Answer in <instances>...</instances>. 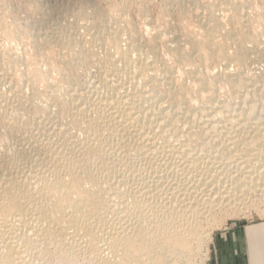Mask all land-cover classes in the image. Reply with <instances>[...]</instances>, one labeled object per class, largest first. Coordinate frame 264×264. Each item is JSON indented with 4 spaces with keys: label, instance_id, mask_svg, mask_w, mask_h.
I'll return each mask as SVG.
<instances>
[{
    "label": "bare ground",
    "instance_id": "bare-ground-1",
    "mask_svg": "<svg viewBox=\"0 0 264 264\" xmlns=\"http://www.w3.org/2000/svg\"><path fill=\"white\" fill-rule=\"evenodd\" d=\"M32 1L34 8L36 6V11L33 13L34 15L32 14L33 16H31H37V13H39V16L36 22L31 24L29 26L30 28H28L31 31H34V34L30 32L31 36L28 35L31 40L34 39L33 36L39 35L40 38L42 36L44 37V44L46 41L50 42L55 47L57 46L56 48L59 47V49H66L69 53L74 54L72 57L76 56L79 60L80 58L85 59L86 56L93 52H90V50L87 49V44H85L84 41H81L82 39H85L83 37L86 35L89 38L87 39L86 36L85 41L88 40L87 42H89L88 45L90 44V47H95L96 44H100L99 46H101L102 44L104 45L112 42L115 46L114 49L117 47L115 50L118 51L121 47L120 44H123L124 42L121 39L123 42L119 43L120 38L123 36L121 34L122 36L119 38L118 35L121 29L117 32L113 30V27L112 31L117 32L118 34L114 33L113 35L111 34V36L108 34L109 29L113 26L112 24L110 27L109 22L113 20L112 18L114 16H111L112 20L110 21L108 15L110 11H107V14L104 10H101L102 8H99V6L96 5L97 3L93 6L92 4L94 2L91 4L86 0L94 7L93 12L91 10V13L87 12L88 9L85 10V8H83L84 5H86L85 3L83 7L79 4V7L86 12L80 11V13L77 10L79 16L77 21L74 20V23L76 21V26L69 27V25L61 22V18L73 10V7L76 5L78 6L79 0H60V3H57L56 5H52L50 0ZM170 1L172 0H169V3ZM173 1L171 2L172 7H174L173 4H176ZM206 1L191 0V5L193 6L192 14L190 15L192 17L191 20L194 18L195 22H198L200 26L205 28V30L202 28L205 33L204 36L202 35V38L200 39L201 41H196L193 38V47L191 46V49L188 47L190 49L188 51H186L187 45L190 43V40L188 39L187 41L189 43L187 42L186 46H183L184 43L182 45L181 42L180 44L175 42L177 45H173L174 47H170V49L168 47V49L179 60V62L182 63V65H188L189 63L192 64L193 55L198 54V56L203 59L201 61H204L205 59L210 62L211 60L224 62L225 60L227 64H235L237 69L236 71L235 69H232V72V70L230 71V68L234 66L229 67V64H226L227 66L223 65L225 68L223 67L224 69L219 71L218 74H213V71L205 74L206 76L204 73L202 74L204 76H200L201 74L198 75L199 73L197 72V74L194 73L198 75H194V80L197 79L200 83L199 86L202 89L207 90L208 94L210 93L208 100L206 99L207 104L202 101L204 105L199 106L194 110L190 109L189 103L191 102H188L189 99L186 97L187 91L174 88L176 83L172 82V80H174L172 79L174 74L172 76L170 68H163L161 74L159 73L161 77L157 75L158 72H160L158 71L160 70L158 66L162 65H159L161 60L156 52L157 47L154 45L155 43L145 44V41L142 42L143 40L141 41L139 35L137 36L136 34L129 35L131 38L126 36L130 39V42L127 44V49L126 47L124 49L121 47L120 51H118L120 52L119 56H114L115 53L113 55L111 54L114 49L111 50L109 47L108 49L111 52H108L105 47L108 53L103 54L105 55L104 59L99 57L101 62L97 60L98 63H101L100 68H98L105 70L106 73L108 71L112 72L114 78L107 81L109 76L107 77V74H104L107 78H102L104 84L100 82L104 86V91L101 92V90H98L101 92L98 96L96 89L95 92L98 97L96 96L97 102H93L94 105L89 103L91 101H89V99L92 97L89 96L90 98H88L87 95L81 91V85L82 83L84 84V82L80 81L81 84H78L76 78L78 77L76 76L77 74L73 71L69 72V69L74 68V63H71L67 58H64L65 55H63L65 61L62 59V56H59V60L62 59L65 66L67 65L64 67L62 63L63 68H66L67 70H65L69 73L64 71L65 73L63 72L62 74L63 81L61 82L60 79H58L57 81H60V83L58 82L57 84H54L56 83L54 78L56 79L57 77H53V80L50 79L52 78V74L49 70H47V72L49 71L48 74H51L50 77H47V72L41 73L36 71L38 70L37 67L36 70H32V67L34 66L31 68L29 67L31 70L27 68L28 70L22 71L27 65H29V63L26 64V66L22 64L24 60L22 59L23 57L18 55H15L14 57L8 56L9 59L8 57L6 58L8 59L7 62V60L5 61L2 59L3 57L0 56V264H22L21 260H24L26 252L39 251L38 247H40L41 243H44V241L42 242L40 240L41 238L45 239L48 236L52 240V236H54V233L56 232L52 231L53 226L56 225L55 223L61 224L62 229L66 231L67 229H71L72 231L74 229V232L75 230L78 232L79 229H84V233L86 232L84 237L88 236L85 241V244L87 245L85 246H88L89 250L92 252L91 254H93L92 258L94 259V263H97L99 260H104L107 262L106 264L110 263L109 256H104L101 253L103 252L102 250L105 249H102V246L97 245V241L99 240V243L107 245L109 248L115 247L116 249V247H118L117 244L122 247V250H124V256L121 255V257L123 256L121 261L124 264H159L158 262L160 260L168 258L173 260V256L178 250L180 251V249H183L186 246L188 248L190 237L195 236V239L197 238L196 236L198 235L195 233L199 231L196 232L195 229L201 228L196 226L199 225L198 223L201 219L200 217L202 216L201 214L204 206L209 204H213L214 206L213 202L215 201L218 202L224 200L226 202L227 200V202H231L234 200H242L245 195H250L251 193L253 194V196L251 195L252 197L258 196L257 198H259L260 195H264V152H260L262 150L258 151L259 153L255 152L260 147H264V72H260L259 74L253 72L254 74H252L249 69L252 70L254 66L246 69L249 61L252 63L254 62V64L256 62H262L264 64V46H262V44L264 45V32L262 31L263 34L259 35L260 37L257 35L258 38L256 39L252 37V35H249L250 31H248V34L247 31L243 30L244 28L235 27L238 26L237 24H240L238 22L240 15L236 17V13H234L232 15L235 16H228L229 13L226 11L234 8L238 12L240 11V14H244L245 11L242 10V8L245 9L246 7L244 8L242 6L240 8L237 4L238 1L223 0L231 5L226 9L221 6L222 10H226H224L226 13L224 11L222 12L221 7V12L218 10V1ZM83 2H85V0H83ZM243 2H245V0ZM80 3H82V0ZM165 5H167V3ZM178 5L180 8L181 6L179 3L177 6ZM187 5L186 7L190 6V4L189 6ZM246 5L247 2L245 6ZM76 8H74V10H76ZM122 8H124V6L121 7V9ZM185 9L187 8H184V10ZM184 10H181L182 13ZM236 10L234 11L237 12ZM181 11L180 15L182 14ZM169 12H171V10ZM71 13H73V11ZM75 13L77 12L75 11L74 14ZM185 13L181 16L185 17ZM67 16L63 18H66ZM242 17L243 16L240 18ZM67 21L69 22V20ZM242 21L245 20L241 19V22ZM245 22L242 23L247 25L248 23ZM180 24V27L178 28L179 30L183 28L181 26H184L183 24ZM118 25L119 24H117V26ZM175 28H177V26L173 27V29ZM184 28L186 30L187 27ZM184 28L180 30L181 32L179 31V33H182ZM132 29L134 28L131 27V29L128 30L132 31ZM178 29L175 30L178 31ZM73 30L79 31V33L81 32L80 30H83L85 33L82 34L86 35L80 36L82 37L80 39L77 37L80 34L77 33L78 35L75 36ZM185 32L187 34V31ZM196 32H198V30H196ZM133 33H135L134 30ZM173 34L175 37L177 36L175 33ZM182 36H184V38ZM182 36L179 34L176 38L182 37L185 39V34ZM173 38H171L172 41H174ZM41 39H39V43L38 40L36 42L35 39L36 46L39 47V50ZM179 39L182 40V42L184 41L181 38H178V40L176 39V41H179ZM43 43L41 44L44 45ZM46 45L47 43L45 44V47ZM226 46H229V48ZM93 47H91V50ZM33 48L35 49V45ZM56 48L54 49L56 50ZM62 49H60V51ZM44 50L45 49L43 48V51ZM96 50H94V54ZM62 52L66 51H61V53ZM103 52L105 53V50ZM38 53H40V51ZM57 53H59V50ZM44 54L48 56L49 53L47 54L45 52ZM71 54H69V56ZM40 55L42 56V54ZM67 55L68 54H66V56ZM94 56H97V54ZM52 57L54 58V54ZM46 58L48 60V57ZM55 58L58 59L57 56ZM84 59L81 61H87V59ZM90 61H92V59ZM48 62L50 63L51 61ZM95 63L97 65L96 60ZM21 64L24 65L23 69H19ZM88 64L90 65L91 63ZM88 64L85 65L87 66ZM92 64H94V62ZM250 64L251 63L248 65ZM31 65H34V63L30 64V66ZM62 65L60 67H62ZM217 68L219 67L217 66ZM17 71L21 72L19 73L20 76L18 75L19 77L16 76ZM154 71L157 73L155 72L156 74H154ZM101 73L102 72L100 71V74ZM42 81L45 86H42L43 84L41 83L42 85H40V87L46 88L47 84L50 90L54 89L55 92H57L56 94L58 96L56 99L59 100L60 104V107L57 109L53 104V107L48 103V105L42 104L40 100L37 101L44 107L36 105L35 99L36 96H39L37 92H41V88L39 90L38 85ZM159 81L160 83L161 81H165L166 84L168 83L169 89L167 88L164 95L159 94V89H157L158 91L154 90L158 92V94L151 92V90L146 91L145 87L147 84L150 83L152 85V83H155L157 85ZM160 83H158V86L162 85V83ZM219 84L231 88V94H229V97L227 96L226 99L221 98L222 96L218 95L219 93L217 94ZM26 86L31 87L32 91L29 89L31 92L30 94L29 92H26ZM152 86L154 88V85ZM87 87L84 88L87 90ZM69 88L73 91L71 94L68 92ZM92 93L95 95L94 92ZM40 95L42 96V94ZM137 95H139L138 100H136ZM41 98L43 100V97ZM164 99L170 100L172 104H164V101L162 102ZM14 101H17L16 103L19 102V105L17 104L19 107L15 105L13 106L12 103ZM56 105H58V102H56ZM195 106H198V104ZM92 107L96 111L98 110V113L100 112V120H106L105 122H108L109 120L111 123H122L119 124L123 128L122 130L125 131V135L122 137L118 136L119 138L116 140L118 141V139L121 138L125 147L126 145L127 147L128 145H132L137 148L135 157L132 160H127V164H129L130 167L128 169L129 172H122L121 179L118 178L119 180L116 179L115 181H112L111 175L114 171H112V161L114 162L115 160L109 158L111 154L108 156V153L106 152H108V146H111V149L109 148V150H112L113 146L119 147L121 142L119 144L118 141L119 145L116 143V145H113V142L115 141L114 136V141H111V138L109 142L107 141L108 146L105 143L106 141H104L105 144L101 143V135L104 132L101 134L102 131L100 132V129L97 126L92 125L94 123H92L93 119L91 117L92 120L88 119ZM93 112L94 111L91 113ZM67 115H72V117L73 115L76 116V118L74 117V120H76V126L72 127L78 126L81 128L80 132L83 126H85L83 129V131L85 130V138L82 137L83 139H78L77 137L80 135L82 136V134L76 136L74 133L73 135L71 128L64 126L65 123L67 124V121L64 123V119L69 118L66 117ZM90 116L93 115L90 114ZM72 117H70V120H73L71 119ZM88 120L91 122H88ZM87 122L92 124L89 125ZM103 122L104 121H102V123L99 122L100 125L103 124ZM117 123L116 125H118ZM107 128L108 126L106 127V130L108 131L109 129ZM120 128L117 129L116 126V129L113 128V131L119 130ZM109 131H112V128ZM113 131L112 133L114 134ZM74 132L78 131L75 130ZM121 133L123 134V131H121ZM121 133L118 132L117 134L122 135ZM74 136L78 139L77 141L83 140L82 148L86 149V151L84 152V150L81 149L83 151L82 154V151L79 154L76 150V139L74 140ZM108 137L110 136L108 135L107 138ZM250 137H252L253 140H251V138L250 141L248 139ZM25 138H27V141L33 138V142H29L32 144V146L29 147L31 148L29 152H21L24 147H21L22 149H20L19 146ZM94 141H100L99 143L101 144L98 146V143L97 146L92 147V145L94 146ZM78 144L79 142H77V147ZM241 147L245 150H240L247 152L246 154L241 153L240 156L234 154L227 156V154H225L222 157H219V155L224 152L230 154L237 151V154L239 155L237 149ZM26 148L28 149V147ZM117 148H115V150ZM121 149H123V147ZM129 149L132 150L134 147L131 148L129 146ZM129 149L127 154H129V152L131 153ZM123 150L119 151L120 157ZM112 152H114V150ZM125 152L126 151H123V153ZM133 152L131 153V156L133 155ZM129 156L127 155L126 157ZM115 158L117 157H115L114 154V159ZM253 159H256L258 162L253 161ZM43 160H46L47 162L50 160L54 161L52 168L45 167L46 161L42 164L43 167L36 165L35 162H43ZM123 163L124 162L122 161L121 165H123ZM25 164L26 167L28 166V171L21 176L22 170H20V168H23L22 166H24L26 169ZM49 165L50 164L47 166ZM37 167H39L40 171ZM114 168L116 171L115 166ZM119 170L120 167L118 171ZM19 171H21V175ZM17 172L21 178L18 176ZM63 172L68 174L69 177L66 175L68 179H65L62 176ZM87 181L93 184L91 185V183ZM86 182L89 183L91 187H88ZM252 197L250 199L255 200V197ZM260 199L261 198L257 201H260ZM243 200H246V198ZM247 200L245 202H247ZM238 202L240 201H237V203ZM239 205L241 204L239 203ZM234 208L238 209L239 207L236 208L234 206ZM205 216L206 218H204L207 220V213ZM19 222L21 224L19 225L20 228L17 226ZM54 227L58 229L59 226ZM115 229H117V234L114 236L113 234L115 231L113 232V230ZM119 229L121 230V233L119 232ZM130 229L133 231L132 234L134 233L136 237H133L134 235L129 233ZM69 231L70 230H68V232ZM80 231L81 230H79V232ZM166 232L168 234L170 233V237L174 235L172 237L173 239L171 238L174 240H171L172 243H174L173 245H171V242L165 243L163 240L162 241L165 245L157 243ZM69 234L71 233L69 232ZM69 234L68 236H70ZM79 234L82 235V233H78V235ZM208 234L210 235V233ZM57 235L59 236L61 234ZM58 236H56V241H58L60 247L58 246L59 249H56L58 250L57 253L59 255L56 254V257L62 258V263L64 260H67L69 264H74L75 259L77 258V256H75L76 252L85 248V246L79 248L78 246L81 245L78 242H81V244L84 242L81 240L78 242L75 240L74 242V238L71 243V240H68L70 241L68 242L65 237L62 236L58 238ZM80 237L81 236L79 235V237L76 238L78 239ZM201 237L204 236L201 235ZM201 237L200 239H202ZM39 240L41 243L38 242ZM51 243L53 244V241ZM166 244H170L171 246H169L171 248H168L169 246L166 247ZM190 245L192 247L191 243ZM41 246L44 248L45 245L43 246L42 244ZM54 247H57L56 244ZM76 249L79 250L76 251ZM106 250L109 252L108 248ZM40 251H42V249ZM86 251L88 252L87 248ZM110 251L112 250L110 249ZM46 252L49 253L48 251ZM42 255H39V258ZM78 255L80 257V254ZM108 255L110 254L108 253ZM117 255L119 256V254ZM88 256L91 257L90 255ZM111 257L114 256L112 255ZM93 259L90 261L92 262ZM85 260L88 262L87 257ZM96 260L98 261L96 262ZM114 260H116V257ZM57 261L59 260L57 259ZM113 263L115 262L113 261Z\"/></svg>",
    "mask_w": 264,
    "mask_h": 264
},
{
    "label": "rangeland",
    "instance_id": "rangeland-1",
    "mask_svg": "<svg viewBox=\"0 0 264 264\" xmlns=\"http://www.w3.org/2000/svg\"><path fill=\"white\" fill-rule=\"evenodd\" d=\"M54 1V2H53ZM80 1L81 0H79V2H78V6H77V8H76V6L75 7H73L72 9L73 10H71L69 13H67V15H64L63 17H65V16H67L66 18H61V22L62 23H64V24H66V25H69V27L70 26H76L75 24H76V21H77V19H78V16H79V14H78V11L80 12H86L85 10H87V12L88 13H91V10H92V12H93V6L95 5V3H97L96 5H98L99 6V8H102L101 10H104L107 14H108V12H109V17H110V21L111 22H109V26L111 27L112 26V24H113V26L111 27V29H109V35L111 36V34L113 35L114 33H117V32H119L118 30H120V32H119V38H120V42L119 43H122L123 41V44H120L121 45V47H122V49H124L125 47H126V49H127V47H128V45L127 44H129L128 42H130V39H128L127 37H129V35H131V34H136L137 36L139 35V38H141L140 40L142 41V42H144L145 44H154L157 48H156V52H157V54L159 55V59L161 60L160 62H159V65H162V66H158L159 68H160V70H158V71H160V72H158V74L157 75H159V73L161 74V72H162V70H163V68L164 69H166L167 67H168V69L170 68L171 69V73H172V76H173V74H174V78L172 77V79H174V80H172V82L173 83H176V85H174V88H179V90H186L187 91V95H186V97H188V102H191V103H189L190 104V109L192 110H194V109H197L199 106H202V105H204L203 103H206L207 104V102H206V99L208 100V97H209V94L207 93L208 91L207 90H204V89H202L200 86H199V82L197 81V79H195L194 80V75L195 76H198V75H200V76H204L205 74H208V73H211V71H213V74H218V72L219 71H221L222 69H224L225 67L224 66H227L228 64H227V62L224 60V62L223 61H213V60H211V62L210 61H208V60H205L204 59V61H201V60H203L201 57H199L198 56V54L197 55H193L194 57H193V60H192V64H186V65H182V63L181 62H179V60L173 55V53L169 50L170 49V47H174L175 46V44L177 43V44H180V42H181V44L183 45V43H184V45L183 46H186L187 44V39L188 40H190L189 42L191 43H189L188 45H187V50L186 51H188V50H190L191 49V46L193 47V45H192V42H194V40H196V41H201L200 39L202 38V35L204 36V30H205V28L203 27V26H200V24L198 23V22H195V20H194V18H193V20H191V14H192V9H193V6L191 5L192 3H191V0H189V2H188V0H175V1H173L174 3H176V4H173L174 5V7H172V1H170V3H169V0L167 1V0H88V2L89 3H93L92 5L91 4H89L86 0H85V2H83V0H82V3H80ZM97 1V2H96ZM167 1V2H166ZM177 1V2H176ZM179 1V2H178ZM206 0H204V2H205ZM210 0H207L206 2H209ZM214 1H218V4H219V9L218 10H220V7L222 6L223 8H229L231 5L230 4H227L226 2H224L223 0H214ZM213 0H211L210 2H214ZM239 3H238V2ZM244 0H235V2H237V4L240 6V8L243 6L245 9H243L242 8V10H244L245 12H244V14H240V11L238 12L236 9H234V10H236L237 12H235L232 8L230 9V10H228V11H226L225 9V11L226 12H228L227 14H228V16H235V15H232V14H234V13H236V17H238L239 15V18H238V22L240 23V24H237L238 26H235V27H241L243 30H245V31H247V33L249 34V32L248 31H250V34L249 35H252V37H254V38H258V37H260L259 35H262L263 33H262V31L264 32V17H263V15H264V0H245V2H243ZM33 1L32 0H0V56H2L3 58L2 59H4L5 61L7 60V62H8V59H9V57H11V56H15V55H18V56H20V57H23L22 59H24L23 60V63L22 64H24L25 66H26V64H28L29 63V65H27V67L26 68H24L23 69V66L24 65H22V67H21V65H20V68L19 69H23L22 71H26V70H28L27 68H31L32 66H34V67H32V70H36L37 68H38V70H36V71H39V72H41V73H46L47 72V70H49L50 71V73L52 74V76H51V74L49 73L48 74V72L46 73L48 76L47 77H52V78H50V79H52L53 80V77H57L56 79L54 78V81L56 82V83H54L53 81V83L54 84H57L58 82L60 83V81L62 82L63 81V72L65 71L66 73L68 72V71H66L67 69L66 68H63V65H64V67H66L65 66V64H64V62H62V59H63V55H65V57L64 58H67L71 63H74V68L73 69H69V72H74L75 74H77L76 76H78V77H76L77 78V83L78 84H81V82H84V84L82 83V89H81V91L83 92V93H85L86 95H87V97L88 98H90V97H92V98H90L89 99V103H91L92 105H94L93 104V102L94 103H96L97 101V98H96V96L98 95L99 96V94L101 93V92H103L104 91V86L102 85V84H104V81H103V77H108L109 76V78H107V81L109 80V79H112V78H114V74L112 73V72H105V70H102V69H99L100 68V66H101V63H98V61L99 62H101L100 60V58H103L104 59V57H105V55H103V54H107L108 52H111L108 48L110 47V49L111 50H113L114 49V44L112 43V42H109V44L108 43H106V44H102L101 46H99L100 44H96L95 45V47H93V46H91V47H93V49L91 50V47H90V44L88 45V43L89 42H87L88 40H86L85 41V39H86V34H82V33H85V32H83V30H80L81 32L79 33V31H74V35L76 36V35H78V34H80L79 36H77V37H79L80 39L82 38V37H80V36H85V37H83V38H85V39H82L81 41H84V43L85 44H87L86 46H88L87 47V49L88 50H90V52L91 51H93L90 55H88V56H86L85 57V59H87V61L84 59V58H80V60L79 59H77L76 58V56H74V57H72L74 54H71V53H69V51L68 50H66V49H62V48H60V49H62L61 51H66V52H62L61 53V51H60V49H59V47L58 48H56L53 44H51L50 42H46L45 41V44L47 43V45H46V47H45V44L43 43L44 42V40H43V38L44 37H42L41 36V38H40V36L38 35V36H33V40H31V38H30V32L32 33V34H34L33 32V30L31 31L30 29H28V28H30L29 26L31 25V24H34L35 22H36V20H37V18H38V16H39V13H37L38 15L36 16H34V17H32L34 14L33 13H35V11H36V6H35V8H34V5H33V3H32ZM50 2H51V4L52 5H56L57 3L59 4L60 3V0L58 1V0H50ZM240 2H242V3H240ZM246 2H247V5H248V7H247V5L245 6V4H246ZM55 3V4H54ZM84 3L86 4V5H84ZM119 3V4H118ZM167 3V5H165ZM180 4V8H179V5L177 6V4ZM188 5H187V4ZM50 4V5H51ZM83 7V5H84V7L83 8H85V10L83 9L82 10V8L81 7H79L80 5ZM88 4V5H87ZM183 4V5H182ZM187 6H189V4H190V6L189 7H186V5ZM244 4V5H243ZM89 5H91V6H89ZM124 6V8H122L121 9V7H123ZM185 5V6H184ZM224 5V6H223ZM227 5H228V7H227ZM230 5V6H229ZM256 5V6H255ZM89 6V7H88ZM119 6H121V7H119ZM169 6V7H168ZM226 6V7H225ZM80 9H79V8ZM91 7H92V9H91ZM118 7V8H117ZM222 7H221V10H222ZM252 7V8H251ZM74 8H76V10H74ZM104 8V9H103ZM113 8V9H112ZM169 8V9H168ZM174 8H176V9H174ZM180 10H179V9ZM184 8H187V9H185L184 10ZM190 8V9H189ZM260 8V9H259ZM105 9H107V10H105ZM165 9V10H164ZM167 9H168V12H167ZM189 9V10H188ZM246 9H248V10H246ZM78 10V11H77ZM171 10V12H169ZM184 10V12L183 13H185V17H183V16H181V15H184L183 13H182V11ZM221 10H220V12H221ZM224 10H222V12L224 11ZM242 10H241V12H242ZM254 10V11H253ZM73 11V13H71ZM77 12V13H75L74 14V12ZM108 11V12H107ZM113 11V12H112ZM180 11H181V15H180ZM224 11V12H225ZM258 11V12H257ZM260 11V12H259ZM80 12V13H81ZM112 12V13H111ZM167 12V13H166ZM189 12H190V14H189ZM225 12V13H226ZM255 12V13H254ZM262 12V13H261ZM167 15H166V14ZM248 13V14H247ZM256 13H257V15H256ZM33 14V15H32ZM114 14V15H113ZM189 14V15H188ZM32 15V16H31ZM74 15H76V16H74ZM250 16V17H248V16ZM111 16H114L113 18L111 17ZM241 16H243L242 18H240ZM183 17V18H182ZM75 18V19H74ZM112 18V19H111ZM183 20H182V19ZM185 18V19H184ZM188 18H189V20H188ZM248 18V19H247ZM63 19V20H62ZM69 20V22L67 21V20ZM115 19V20H114ZM187 19V20H186ZM241 19L242 20H245V21H247V22H245V21H242V22H245V23H248L247 25L246 24H243L242 22H241ZM247 19V20H246ZM74 20H76L75 21V23H74ZM255 20V21H254ZM3 21V22H2ZM67 21V22H66ZM115 21H117V22H115ZM182 21H183V23H182ZM72 22V23H71ZM113 22H115V23H113ZM3 23V24H2ZM172 23V24H171ZM181 23V24H183L184 26H181V27H187L186 28V30H185V28H184V30L185 31H187V34H186V32L183 30L182 31V33H184L185 34V39H183L184 38V36H182V35H184V34H182V33H179V31L180 30H182V29H178L180 26H179V24ZM198 23V24H197ZM71 24V25H70ZM73 24V25H72ZM111 24V25H110ZM117 24H119L118 26H117ZM180 24V25H181ZM172 25H173V27L174 26H177V28H175V29H178V31L177 30H175V29H173V27H172ZM242 25V26H241ZM245 25H246V28H245ZM244 26V27H243ZM114 27V28H113ZM121 27V28H120ZM131 27L132 28H134V29H132V31L131 30H128V29H131ZM112 28H113V30L114 31H117V32H113L112 31ZM172 28V29H171ZM204 30H203V29ZM126 29V30H125ZM171 29V30H170ZM247 29V30H246ZM124 30H125V32H127V33H125L124 32ZM128 30V31H127ZM133 30H134V32L135 33H133ZM196 30H198V32H196ZM201 30V31H200ZM111 31V32H110ZM170 31H171V33H170ZM261 31V32H260ZM129 32V33H128ZM132 32V33H131ZM181 32V31H180ZM203 32V33H202ZM27 33V34H26ZM78 33V34H77ZM173 33H175V35H177V36H179V34H180V36H182V37H178V38H181V39H183L184 41L182 42V40H180L179 39V41H176V39L178 40V38H176L175 36H174V34ZM176 33H179V34H176ZM261 33V34H260ZM82 34V35H81ZM122 34V35H121ZM171 34V35H170ZM28 35H30V36H28ZM170 37H169V36ZM255 35V36H254ZM257 35H258V37H257ZM127 36V37H126ZM195 36V37H194ZM35 37H37V38H35ZM38 37H39V39H41V41H40V50H39V47H37L36 46V42H37V40H38V43H39V39H38ZM166 37V38H165ZM173 37H175V38H173ZM89 37L87 36V39H88ZM129 38H131V37H129ZM163 38H165V39H163ZM171 38H173V40L174 41H172V39ZM191 38H192V40H191ZM193 38H194V40H193ZM196 38V39H195ZM204 38V37H203ZM30 39V40H29ZM35 39H36V42H35ZM123 41H122V40ZM170 39H171V41H170ZM127 40H129V41H127ZM153 41V42H152ZM155 41V42H154ZM167 41V42H166ZM34 42V43H33ZM125 42H127V43H125ZM158 44H157V43ZM176 42V43H175ZM41 43H43L44 45H42ZM50 43V44H49ZM113 44V45H112ZM176 44V45H177ZM248 44H250V43H248ZM34 45H35V49L33 48L34 47ZM52 45V46H51ZM109 45V46H108ZM112 45V46H111ZM170 45V46H169ZM174 45V46H173ZM260 45H261V43H260ZM45 49L44 51L48 54V56H46L44 53V51H43V48ZM99 46V47H98ZM102 46H104V47H102ZM262 46H264L263 44H262ZM51 47H52V49H51ZM98 49H97V48ZM100 47H102V48H104V49H102V48H100ZM107 48V50H108V52L106 51V48ZM113 47V48H112ZM121 47L118 49V51H120V49H121ZM168 47H169V49H168ZM188 47H190V49L188 48ZM226 47H228L229 48V46H226ZM38 48V49H37ZM54 48H56V50L54 49ZM95 48V49H94ZM42 49V50H41ZM47 49H48V51H47ZM99 51H97V50ZM99 49H101V50H99ZM115 49H117V47L115 48ZM113 50L112 51V55L114 54V56H119V54H120V52H118V51H116V50ZM227 49V48H226ZM38 50V51H37ZM51 50H52V52H51ZM54 50H55V52H54ZM58 50H59V53H57L58 52ZM94 50H96V52H95V54H97V56H94L95 54H94ZM105 50V53L103 52ZM171 52H169V51ZM40 51V53H38ZM146 51L148 52V50L146 49ZM185 51V50H184ZM42 52H44V53H42ZM99 54H98V53ZM100 52H101V54H100ZM13 53H14V55H13ZM57 53V58L58 59H56L55 57V54ZM135 53V52H134ZM134 53H133V55H134ZM20 54V55H19ZM40 54H42V56L40 55ZM44 54V55H43ZM53 54H54V58L52 57L53 56ZM62 54V55H61ZM66 54H68L67 56L70 58H68L67 56H66ZM69 54H71L70 56L73 58H71L70 56H69ZM136 54V53H135ZM23 55V56H22ZM33 55H34V57H33ZM50 55V56H49ZM92 55V56H91ZM9 56V57H8ZM29 56V57H28ZM31 56V57H30ZM41 56V57H40ZM59 56H62V59L61 60H59L60 58H59ZM113 56V57H114ZM135 56V55H134ZM147 56V55H146ZM5 57V58H4ZM8 57V59H6ZM27 57V58H26ZM45 57V58H44ZM46 57H48V60H47V58ZM49 57H50V60H49ZM100 57V58H99ZM149 57V56H148ZM32 58V59H31ZM41 58H43V59H41ZM74 58H75V60H74ZM201 58V59H200ZM0 59H1V57H0ZM26 59V60H25ZM30 59V60H29ZM53 60V62H52V60ZM58 60V61H55V60ZM77 59V60H76ZM85 60V62H82L81 60ZM92 59V61L94 62V64H92L93 62L92 61H90ZM100 59V60H99ZM200 59V60H199ZM29 60V61H28ZM35 60V61H34ZM64 61H65V59H63ZM74 60V61H73ZM79 60V61H78ZM95 60H96V62H97V65H96V63H95ZM98 60V61H97ZM149 60H150V58H149ZM220 60H223V59H220ZM26 61H28V62H26ZM32 61V62H31ZM45 61H46V63H45ZM48 61H51L50 63L48 62ZM59 61H61V62H59ZM73 61V62H72ZM75 61H78V62H75ZM26 62V63H25ZM58 62V63H57ZM84 63V64H81V63ZM162 62V63H161ZM215 62H217V63H215ZM226 62V63H225ZM264 62V61H263ZM34 63V65H31L30 66V64H33ZM62 63H63V65H62ZM88 63H91L90 65L88 64ZM223 63V64H222ZM249 63H251L250 65H248ZM249 63L247 64V66H246V69H248L249 67H253L252 68V70H250L249 69V71L252 73V74H259L260 72H264V64L261 62H256L255 64H254V62L252 63L251 61H249ZM58 64H60V65H58ZM78 64H79V66H78ZM85 64H88L87 66L85 65ZM227 64V65H226ZM38 65V66H37ZM62 65V67H60ZM95 65V66H94ZM222 65V66H221ZM224 65V66H223ZM256 65V66H255ZM77 66V67H76ZM97 66V67H96ZM217 66L219 67V68H217ZM229 67L230 66H234V67H231L230 68V71L232 70V69H235V71H236V67H235V64H233V63H231V65L229 64L228 65ZM259 66V67H258ZM37 67V68H36ZM58 67V68H57ZM99 67V68H98ZM215 67V68H214ZM224 67V68H223ZM257 67V68H256ZM29 68V69H30ZM35 68V69H34ZM61 68V69H60ZM63 68V69H62ZM158 68V69H159ZM162 68V69H161ZM255 68V69H254ZM41 71H40V70ZM58 69H60V70H62V71H60V70H58ZM66 69V70H65ZM259 69V70H258ZM31 70V69H30ZM71 70V71H70ZM76 72H75V71ZM256 70V71H255ZM263 70V71H262ZM19 71H21V70H19ZM19 71H17L16 72V76H20V74L19 73H21V72H19ZM59 71V72H58ZM100 71L102 72L101 74H100ZM157 71V70H156ZM156 71H154V74H156L157 72ZM234 71V72H235ZM259 71V72H258ZM60 72H61V74H60ZM64 72V73H65ZM68 72V73H69ZM99 72V73H98ZM105 72V73H104ZM153 72V71H152ZM156 72V73H155ZM193 72V73H192ZM199 73L198 75H196L197 73ZM232 72H233V70H232ZM254 72V73H253ZM18 73V74H17ZM110 73V74H109ZM112 73V74H111ZM190 73H192V74H190ZM194 73H196V74H194ZM204 73V75H202ZM74 74V75H75ZM102 74H103V76H102ZM106 76H105V75ZM109 74V75H108ZM99 75V76H98ZM112 75V76H111ZM18 76V77H19ZM206 76V75H205ZM60 77V78H59ZM100 77V78H99ZM159 77H161L160 75H159ZM103 78V79H102ZM58 79H60V81H57ZM100 79H101V81H100ZM41 81V80H40ZM80 83H79V82ZM87 81H89V82H87ZM176 81V82H175ZM102 84H101V83ZM198 82V83H197ZM43 84V81L42 82H40V84L38 85L39 86V90H40V88H41V92H37V94H39V96L37 97L36 96V99H35V103H36V105H38V106H40V107H44V106H42V104H44V105H46L47 103L49 104V105H51V107H53V105H54V107L57 109L58 107H60V104H59V100L58 99H56L57 98V92H55V90L54 89H52V90H50L49 89V87L47 86V84H46V88H44V87H40V85H42ZM95 83V84H94ZM158 83H160V81L158 82ZM157 83V85L154 83H152V85H154V88H153V86L150 84H147L146 85V91L148 90V91H150L151 90V92H155V93H157L158 94V92H159V94H162V95H164L165 93H166V91H167V88L169 89V87H168V83L166 84V82L164 81V82H162L161 81V83H162V85H160V86H158L159 84ZM160 83V84H161ZM91 84V85H90ZM180 85V86H178V85ZM198 84V85H197ZM85 85V86H84ZM89 85V86H88ZM100 85V86H99ZM156 85V86H155ZM42 86H45V84H43ZM88 86V87H87ZM150 86H152V87H150ZM47 87H48V89L50 90H48L47 89ZM87 87V90L85 89V88ZM97 87V88H96ZM102 87V88H101ZM158 87V88H157ZM181 87V88H180ZM26 88H28V89H26ZM26 88H25V90H26V92L28 93L29 92V94L31 93L30 92V90L32 91V89H31V87H27L26 86ZM44 88V89H43ZM89 88V89H88ZM149 88V89H148ZM150 88H153V89H150ZM199 88H201V89H199ZM30 89V90H29ZM71 88H69L68 90V92L71 94L73 91L72 90H70ZM96 89H97V91H96ZM157 89H159V91L157 90ZM199 89V90H198ZM45 90V91H44ZM47 90V91H46ZM54 90V91H53ZM66 90V89H65ZM86 90V91H85ZM88 90H89V92H88ZM94 92V94L95 95H93V93L91 92ZM98 90H101V92L100 91H98ZM154 90H157L158 92H156V91H154ZM43 91V92H42ZM49 91V92H48ZM71 91V92H70ZM98 93H96V92ZM220 91V92H219ZM88 92V93H87ZM162 92V93H161ZM51 93V94H50ZM219 93V94H218ZM221 93V94H220ZM40 94H42V96L40 95ZM89 94V95H88ZM97 94V95H96ZM217 94L218 95H220V96H222L221 98H223V99H226V97L229 95V94H231V88H229V86H224L223 84H219V87H218V92H217ZM226 94V95H225ZM208 95V96H207ZM224 95V96H223ZM44 96H46V97H44ZM56 96V97H55ZM90 96V97H89ZM97 96V97H98ZM41 97H43V100H42V98ZM138 97V98H137ZM137 97H136V100H138L139 99V95H137ZM229 97V96H228ZM46 98V99H45ZM55 98V99H54ZM93 98H94V100H93ZM96 98V99H95ZM51 99V100H50ZM40 100V102H42V104L40 103V102H38V101ZM57 100V101H56ZM168 99H164V100H162V102L164 103V104H167L168 105V103H171V101L170 100H168ZM37 101V102H36ZM96 101V102H95ZM202 101H203V103H202ZM205 101V102H204ZM17 102V101H16ZM15 101L12 103L13 104V106L15 105V106H17V107H19L18 105H19V102L18 103H16ZM56 102H58V105H56ZM16 103V104H15ZM199 103H201V104H199ZM18 104V105H17ZM47 104V105H48ZM53 104V105H52ZM172 104V103H171ZM194 104V105H193ZM198 104V106H195V105H197ZM193 107H192V106ZM57 106V107H56ZM16 107V108H17ZM196 107V108H195ZM92 111H94L93 113H91ZM96 112V113H95ZM97 113H98V110L96 111L93 107L90 109V113H89V117H88V119H91L92 120V125L93 126H97L99 129H100V132H101V143L102 144H105L106 143V145L108 146V142H109V140H111V141H114V136H115V141L113 142V145L116 143V144H118V141H119V144H120V142H121V144H120V146L118 147V146H113L112 147V150H109V148L111 149V146L109 147L108 146V149H107V147H106V149L108 150V152H106V153H108L107 155L109 156L110 154L112 155H110L109 156V158H113V160H115L114 162L112 161V159H111V161H112V165H113V168H112V175H111V177H112V181L114 180H119L118 178H120L121 179V174H122V172H129V164H127V160H132L134 157H135V154H136V147L135 146H132V145H128V147H127V145H126V147H125V144L121 141V138L120 139H118V141L116 140L117 138H119V137H122L123 135H125V131L124 130H122L123 128L121 127V125L120 124H122V123H117V122H113V123H111V121H109L108 120V122H105L106 120H100V118H99V114H100V112L98 113V115H97ZM90 114L91 115H93V116H90ZM95 114H96V116H95ZM77 115V114H76ZM101 115V114H100ZM78 116V115H77ZM98 116V117H97ZM68 119H64V123L67 121V124L65 123V127L66 126H68L67 128H71V132H73V135H74V133H75V135L76 136H79L80 134H82V136L80 137H77L78 139H83L82 137H84V131H83V129L85 128V126H83V128H82V130H81V132H80V129L81 128H79L78 126V128L77 127H72V126H76V120H74L75 118H76V116H74L73 115V117H72V115H67L66 116ZM70 117H72L71 119H73V120H70ZM75 117V118H74ZM91 117V118H90ZM96 117V118H95ZM101 117V116H100ZM65 118V117H64ZM95 118V119H94ZM95 120H96V122H95ZM98 120V121H97ZM102 121H104L103 122V124H101L100 125V123H102ZM74 122H75V124H74ZM88 122H91V121H89L88 120ZM87 122V124H89ZM100 122V123H99ZM110 122V123H109ZM71 123H72V125H71ZM96 123H98V124H96ZM106 123H108V124H106ZM116 123L119 125H116ZM70 126H69V125ZM74 124V125H73ZM91 124H89V125H91ZM106 124V125H105ZM109 124H110V126H109ZM103 125H105V126H103ZM112 125V126H111ZM100 126V127H99ZM108 126V128L107 129H109V130H111V128H112V131H113V128L114 129H116V126H117V129L118 128H120L119 130H116V131H113L114 132V134L112 133V131H107L106 130V127ZM103 127V128H102ZM111 127V128H110ZM72 128H74L76 131H78V132H80V133H78V132H74L75 130L74 129H72ZM78 129V130H77ZM104 129V130H103ZM106 131V132H105ZM121 131H123V134L121 133ZM116 132V133H115ZM118 132H120L122 135H120V134H117ZM78 134V135H77ZM105 134V135H104ZM85 135H86V133H85ZM110 136V137H108L107 138V136ZM112 135V136H111ZM117 135V136H116ZM76 136H74L75 138H74V140L76 139ZM100 136V135H99ZM104 136H106V137H104ZM119 136V137H118ZM104 137V138H103ZM85 138V137H84ZM104 140H103V139ZM106 138V139H105ZM111 138V139H110ZM252 137H250V138H248L249 140L251 139ZM33 139V138H32ZM29 140V141H27V138H25L24 139V141H22V145L20 144L19 146H20V149H22L21 147H24L22 150H21V152H29L30 150H31V148H29V147H31L32 146V142H33V140ZM78 139H76V150H77V152L80 154V152L82 151V150H84V152L86 151V149H83L82 148V143H83V140L81 141V140H79V141H77ZM108 139V140H107ZM103 140V141H102ZM248 140V141H249ZM251 140H253V138L251 139ZM250 140V141H251ZM31 141V143H29ZM100 141H94L95 143H94V146L92 145V147H95V146H97V144L100 142ZM104 141H106L105 143H104ZM108 141V142H107ZM110 141V142H111ZM117 141V142H116ZM77 142H79V144H78V147H77ZM81 142V143H80ZM23 143H25V144H23ZM27 143V144H26ZM101 143H99L98 144V146L101 144ZM30 146H29V145ZM81 144V145H80ZM115 144V145H116ZM118 144V145H119ZM25 145V146H24ZM26 145H28V146H26ZM129 146L131 147V148H133L134 147V149H129ZM26 147H28V149L26 148ZM84 147V146H83ZM119 149H118V148ZM123 147V149H121ZM79 148V149H78ZM115 148H117L116 150H115ZM260 148H262V149H260ZM257 151H255V152H257V153H259L258 151H260V150H262V151H260V152H264V147L262 146V147H260ZM82 149V150H81ZM128 149H129V151H131V153L133 152V150H134V152H133V155L131 156V153L129 152V154H130V156H129V154H127L128 153ZM240 149H242V150H245L243 147H241V148H239V149H237L238 150V153H239V155L237 154V151L235 152V153H227V152H224L223 154H220L219 155V157H222L223 155H225V154H227V156H231L232 154H234V155H237V156H240V154L241 153H243V154H246L247 152H245V151H242V150H240ZM25 150H27V151H25ZM78 150H80V151H78ZM114 150V152H112ZM121 150H123V151H126L125 153H123V151L121 152L122 154H121V157H120V152L119 151H121ZM240 151H242V152H240ZM110 152V153H109ZM117 154H116V153ZM83 153V151L81 152V154ZM114 154H115V157H120V158H115L114 159ZM119 154V155H118ZM126 154V155H125ZM116 155H118V156H116ZM129 156V157H126V156ZM216 156H218V155H216ZM263 156H264V154H263ZM122 157H123V159H126V160H123L122 159ZM132 157V158H131ZM145 157H148V156H145ZM119 161L120 159L124 162L123 163V165H121L122 164V161L120 160L119 162L117 161V160ZM45 161L46 160H43V162L42 161H40V162H35L36 163V165H39V167H43V163H45ZM49 161V160H48ZM125 161H126V164H125ZM253 161H256V162H258L256 159H253ZM50 162H52V163H50ZM53 162L54 161H49V162H47L46 161V168H52V165H53ZM121 162V163H120ZM145 162V161H144ZM39 163H41V164H39ZM114 163V164H113ZM120 163V164H119ZM48 164H50L49 166H47ZM125 164V165H124ZM40 165H42V166H40ZM127 165H128V167H127ZM114 166L116 167V171H115V168H114ZM118 166V167H117ZM23 168H20V170H22V172L21 171H19V173L21 172L22 173V175H21V173H20V175L21 176H23L24 174L23 173H25V172H27L28 171V166L26 167V164H25V167H26V169L24 168V166H22ZM39 167H37V169L39 170ZM119 167H120V170H122V167H123V170L122 171H118V169H119ZM127 167V168H126ZM126 168V169H125ZM24 170V171H23ZM26 170V171H25ZM37 170V171H38ZM40 171V170H39ZM117 172V173H116ZM118 172H119V174H118ZM19 173L17 172V174H18V176H19ZM36 173V172H35ZM115 173V174H114ZM17 174H16V176H17ZM116 175V176H114V175ZM66 175L68 176V174H66V172H63V177L65 178V179H68V177H66ZM117 175H118V177H117ZM120 175V176H119ZM20 177V176H19ZM116 177V178H115ZM21 178V177H20ZM87 182H89V181H87ZM86 182V184L88 185V187H91V185L93 184V183H91V182H89V183H91V185L89 184V183H87ZM264 193V192H263ZM253 196V194L251 193L250 195H245L244 196V198H246V200H247V202H245L246 200H234V201H231L232 202V204L236 207V208H238V209H235L234 208V206L231 204V202H227V200H226V202H227V204H226V202L224 201H218V202H213L214 203V206H213V204H209V205H206V206H204V208L202 209L203 210V212H202V216L200 217L201 219H200V221H199V225H197L196 227H201V228H196L195 230H196V232L197 231H199V232H197V233H195V234H197L198 236H196L197 238V240L195 239V236H192V237H190V242L188 243V248H187V246L185 247V248H183V249H180V251L178 250V252H176L175 254H174V256H173V260H171V258L168 260V259H164V260H160L158 263L159 264H166V262H167V264H209V262H210V258H211V251H212V240H213V235H214V232H216V230H218V229H220V228H222L226 223H228V222H233V221H238V220H250V221H254V220H264V195H260L259 196V198H261L260 199V201H257V200H259V198H257L258 196H254L255 197V200L254 199H250L252 196ZM250 196V197H249ZM254 197H252V198H254ZM263 198V199H262ZM254 202H253V201ZM262 200V201H261ZM237 201H240V202H238L237 203ZM242 201V202H241ZM244 201V202H243ZM222 202V203H221ZM251 204H250V203ZM253 202V203H252ZM256 202V203H255ZM263 202V203H262ZM216 203V204H215ZM219 203V204H218ZM225 205H224V204ZM239 203L241 204V205H239ZM243 203V204H242ZM244 203H246V204H244ZM258 203V204H257ZM231 205V207H230V205ZM263 204V205H262ZM210 205H212V206H210ZM238 205V206H237ZM215 207V208H214ZM242 207V208H241ZM205 208H207V209H205ZM211 208V209H210ZM205 209V210H204ZM208 210V211H207ZM238 210V211H237ZM205 211H207V212H205ZM210 211V212H209ZM204 213V214H203ZM206 213H207V220L205 219L206 218ZM209 214V215H208ZM217 214V215H216ZM205 217V218H204ZM214 219H213V218ZM212 222H211V221ZM203 221V222H202ZM207 221V222H206ZM204 222H205V224H204ZM211 222V223H210ZM56 225H54V226H59L58 227V229H56L54 226H53V229H52V231L53 232H55L54 233V236H52V240H51V238L50 237H44L45 239H40L42 242L44 241V243H41L40 242V240L38 241V242H40L39 244H40V247H38V249H39V251L37 252V251H28V252H26L25 253V256H24V260L22 259L21 261V263L23 264H66V262H67V260H64V262L62 263L61 262V260H62V258H60V257H56L57 255H58V250H56V249H59V247H60V245H58V241H56L57 240V238H56V236H58L57 234H61V235H59L58 236V238L59 237H65L66 239H67V241L68 240H71V243H72V240L75 242V240H77V242L78 241H82V242H84V243H82L81 244V242H78V243H80V245L81 246H78L79 248H81L82 246L84 247L85 245H87V244H85V241L87 240V238H88V236H86V237H84L85 235H86V232L84 233V229L82 230V229H79V230H81L80 232H79V230H78V232H76L77 230H75V232L77 233V236H76V233L74 232V229H73V231L71 230V229H67V231L66 230H64V229H62V227H61V224H59V223H55ZM58 224V225H57ZM210 226H209V225ZM19 225H21L20 224V222L18 223V228H20V226ZM211 227V228H210ZM212 227H214V228H212ZM61 230H60V229ZM206 228V229H205ZM198 229V230H197ZM205 229V230H204ZM63 230V231H62ZM68 230H70L69 232L71 233V234H69V232H68ZM66 231V232H65ZM115 231V232H114ZM131 231V232H130ZM130 231H129V233H131L132 234V230L130 229ZM49 232H50V230H49ZM63 232V233H62ZM66 233V235L68 236V234L70 235V236H68L69 238H71V239H69L66 235H65V233ZM113 232H114V236L117 234V229H115V230H113ZM119 232L121 233V230L119 229ZM205 232V233H204ZM51 233V232H50ZM75 235H74V234ZM78 233H82V235L81 234H79L81 237V239L80 238H76V237H79V235H78ZM167 233V232H166ZM166 233H164L163 234V237L161 238V239H159L158 240V244H164L165 245V243L167 242V243H170L171 242V245H173L174 243H172V241H174V240H172L173 238V236L174 235H172L171 237H170V233L168 234H166ZM201 233V234H200ZM208 233H210V235L208 234ZM56 234V235H55ZM64 234V235H63ZM84 234V235H83ZM132 235H134L133 237H136L135 236V234L133 233ZM201 235L202 236H204V237H201ZM73 236V237H72ZM74 236H76V237H74ZM165 236H166V238H165ZM169 236V237H168ZM207 236V237H206ZM54 237V238H53ZM84 237V238H83ZM200 237L202 238V239H200ZM212 237V238H211ZM169 238V239H168ZM172 238V239H171ZM204 238V239H203ZM167 241H166V240ZM165 242H163V241ZM170 240V241H169ZM172 240V241H171ZM194 240H196V241H194ZM49 241H53V244L51 243V242H49ZM162 243H161V242ZM169 241V242H168ZM192 241V242H191ZM201 241V242H200ZM49 242V243H48ZM57 242V243H56ZM68 242H70V241H68ZM51 243V244H50ZM56 244V246L57 247H54L55 246V244ZM97 245L98 246H102L103 248L102 249H105V250H102L103 252H101L104 256H106L107 255V257L109 256V260H110V263L109 264H121V260H122V258H123V256H124V250H122V247H120L118 244H117V246L118 247H116V249H115V247H111V248H109L107 245H103V244H101V243H99V240L97 241ZM190 243L192 244V247H191V245H190ZM43 244V246H44V248L41 246ZM46 244H48V245H46ZM170 245V244H169ZM168 244H166V247H168L169 246ZM170 245V246H171ZM48 246V247H47ZM51 246V247H50ZM59 246V247H58ZM105 246H106V248H105ZM168 247V248H171V247ZM47 247V248H46ZM77 247V248H78ZM189 247H190V249H189ZM42 249V251H40L41 249ZM47 250H46V249ZM51 250H50V249ZM86 248L88 249V252L86 251ZM108 248V251L109 252H107V249ZM187 248V249H186ZM85 249V250H84ZM110 249L112 250V251H110ZM115 249V250H114ZM55 250V251H54ZM77 250H79V249H76V251ZM82 250V251H81ZM185 250H186V252H185ZM192 250V251H191ZM46 251H48L49 253H47ZM81 251V252H80ZM106 251V252H105ZM30 252V253H29ZM37 253V254H34V253ZM105 252V253H104ZM191 252V253H190ZM28 253V254H27ZM40 253H42V254H40ZM50 253H52V254H50ZM86 253V254H85ZM92 252L89 250V248H88V246H85V248H82V249H80L78 252H76V254H75V256H77V260L75 259V263L76 264H78L79 262V264H88V263H90L91 261V259H93L92 258V255L93 254H91ZM108 253L110 254V255H108ZM207 253V254H206ZM33 254V255H32ZM48 256H47V255ZM57 254V255H56ZM78 254H80V257H79V255ZM90 255L91 257H89L88 255ZM117 254H119V256L117 255ZM184 254V255H183ZM27 255V256H26ZM31 255V256H30ZM39 255H42V256H40V258H39ZM53 255V256H52ZM114 256V257H111V256ZM117 255V256H116ZM121 255H123L122 257H121ZM183 255V256H182ZM30 256V257H29ZM43 256H44V258H43ZM59 256V255H58ZM84 256H86L87 257V260H88V262L85 260L86 259V257H84ZM25 257H26V259H25ZM52 257V258H51ZM116 257V260H114V258ZM119 257V258H118ZM185 257V258H184ZM35 258V259H34ZM40 260H39V259ZM43 258V259H42ZM48 258V259H47ZM51 258V259H50ZM60 261V263H59V261H57V259ZM60 258V259H59ZM46 259V260H45ZM50 259V260H49ZM63 259H64V257H63ZM66 259V258H65ZM111 259H113V260H111ZM120 259V260H119ZM184 259V260H183ZM28 260V261H27ZM36 260V261H35ZM189 260V261H188ZM57 261V262H56ZM84 261V262H83ZM90 261V262H89ZM98 260H96V262H97ZM104 261V260H103ZM103 261H101V260H99L98 262H99V264H106L107 262H105L104 261V263H103ZM113 261L115 262V263H113ZM120 261V262H119ZM163 261H164V263H163ZM175 261V262H174ZM38 262H40V263H38ZM50 262V263H49ZM98 262L97 263H94V259L92 260V262L90 263V264H98ZM74 263V264H75ZM67 264H69L68 262H67ZM122 264H124L123 262H122Z\"/></svg>",
    "mask_w": 264,
    "mask_h": 264
},
{
    "label": "crops",
    "instance_id": "crops-1",
    "mask_svg": "<svg viewBox=\"0 0 264 264\" xmlns=\"http://www.w3.org/2000/svg\"><path fill=\"white\" fill-rule=\"evenodd\" d=\"M209 264H264V220H238L216 230Z\"/></svg>",
    "mask_w": 264,
    "mask_h": 264
}]
</instances>
